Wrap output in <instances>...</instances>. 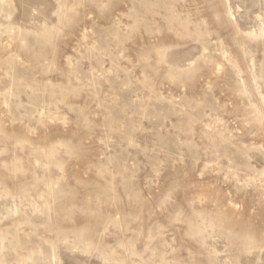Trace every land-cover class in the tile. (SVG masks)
<instances>
[{
    "label": "rangeland",
    "instance_id": "rangeland-1",
    "mask_svg": "<svg viewBox=\"0 0 264 264\" xmlns=\"http://www.w3.org/2000/svg\"><path fill=\"white\" fill-rule=\"evenodd\" d=\"M0 264H264V0H0Z\"/></svg>",
    "mask_w": 264,
    "mask_h": 264
}]
</instances>
